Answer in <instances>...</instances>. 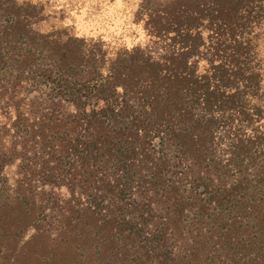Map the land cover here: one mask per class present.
I'll return each instance as SVG.
<instances>
[{
    "label": "trees",
    "instance_id": "16d2710c",
    "mask_svg": "<svg viewBox=\"0 0 264 264\" xmlns=\"http://www.w3.org/2000/svg\"><path fill=\"white\" fill-rule=\"evenodd\" d=\"M52 19L0 0V264H264V0L148 46Z\"/></svg>",
    "mask_w": 264,
    "mask_h": 264
},
{
    "label": "rangeland",
    "instance_id": "374dc122",
    "mask_svg": "<svg viewBox=\"0 0 264 264\" xmlns=\"http://www.w3.org/2000/svg\"><path fill=\"white\" fill-rule=\"evenodd\" d=\"M43 4L53 17L47 27L70 26L81 37L102 38L112 44L148 46L152 37L168 29V3L172 0H19ZM151 40L152 43L148 44ZM156 47V46H153Z\"/></svg>",
    "mask_w": 264,
    "mask_h": 264
}]
</instances>
